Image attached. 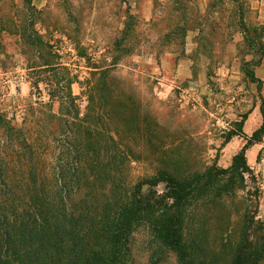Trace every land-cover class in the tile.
<instances>
[{"label": "rangeland", "instance_id": "obj_1", "mask_svg": "<svg viewBox=\"0 0 264 264\" xmlns=\"http://www.w3.org/2000/svg\"><path fill=\"white\" fill-rule=\"evenodd\" d=\"M262 58L261 0H0V217L63 181L69 208L129 194L157 170L188 180L227 168L244 142L227 134L264 98L248 80ZM244 155L242 178L224 187L223 174L184 206L181 239L198 264H226L243 230L264 264V135ZM127 245L130 264H176L141 225Z\"/></svg>", "mask_w": 264, "mask_h": 264}, {"label": "trees", "instance_id": "obj_2", "mask_svg": "<svg viewBox=\"0 0 264 264\" xmlns=\"http://www.w3.org/2000/svg\"><path fill=\"white\" fill-rule=\"evenodd\" d=\"M248 80L259 82L251 72L248 73ZM51 97L57 99L58 96L51 94ZM62 103V99L58 101V104ZM259 111L260 123L249 135L241 131L246 113L242 114L236 130L227 134V138L238 135L244 140L231 156L227 168L209 167L202 173H194L188 180H177L164 170H157L144 182L135 183L129 194L121 196L119 192H113L99 204L74 202L69 208L65 193L67 183L63 180L59 182L61 190L55 195L42 188L31 190L29 207L9 221L2 215L0 217V264H130L127 240L139 225L148 230L158 246L174 254L176 264H198L181 239L184 206L195 191H206L223 174H227L224 187H228L227 182L233 176L242 178L247 170L245 150L264 135L262 100ZM69 145L68 181L74 190L78 185L77 172L84 154L76 130ZM2 165L0 155V185ZM94 167L95 164H92ZM158 182L163 187L159 192L151 188ZM142 184H147L151 190L142 194ZM248 249L243 230L226 264H255L257 256H253Z\"/></svg>", "mask_w": 264, "mask_h": 264}, {"label": "crops", "instance_id": "obj_3", "mask_svg": "<svg viewBox=\"0 0 264 264\" xmlns=\"http://www.w3.org/2000/svg\"><path fill=\"white\" fill-rule=\"evenodd\" d=\"M261 3L264 4V0H261ZM263 68L264 71V58L261 59L260 64H258L256 66V68L254 69V74L253 76L262 84H264V75L260 76L258 74V69L259 68ZM264 73V72H263ZM264 101V98H263ZM260 111H259V105H254L246 114V118L244 119V123L242 128H243V133L246 135H249L251 133V131H253L255 128H257V126L260 123Z\"/></svg>", "mask_w": 264, "mask_h": 264}]
</instances>
